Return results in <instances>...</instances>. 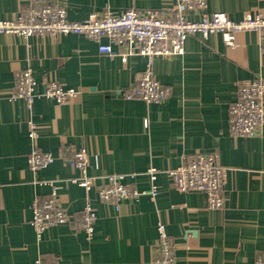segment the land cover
Masks as SVG:
<instances>
[{"label":"crops","instance_id":"crops-1","mask_svg":"<svg viewBox=\"0 0 264 264\" xmlns=\"http://www.w3.org/2000/svg\"><path fill=\"white\" fill-rule=\"evenodd\" d=\"M26 1L0 0V19L16 16ZM50 1L64 4L74 20L106 8L158 9L166 14L176 8L175 0ZM207 10L240 20L248 13L264 14V0H208ZM146 64L141 55L124 62L119 55L101 53L97 42L74 33L28 39L0 34V264H34L38 257L47 264H154L159 221L165 222L175 242L174 264H255L257 255L264 253V128L259 135L243 137L228 124L239 84L264 79L259 35L239 33L233 45L221 34L192 35L184 54L155 57L154 74L170 91L162 103L122 95ZM29 67L39 93L50 78L80 91L66 104L36 98V149L56 157L38 172L27 161L34 147L30 113L24 100L12 98L18 72ZM79 146L90 155V175L138 173L128 181L140 189L150 188L144 172L157 167L161 172L156 201L143 195L124 201L117 210L101 201L96 190L87 192L71 182L79 172L69 165V152ZM202 150L213 151L230 169L222 209L209 208L204 193L179 192L167 173ZM54 187L60 204L72 215L87 202L94 206L97 219L91 240L67 224L54 225L37 237L30 222L32 203Z\"/></svg>","mask_w":264,"mask_h":264},{"label":"built area","instance_id":"built-area-1","mask_svg":"<svg viewBox=\"0 0 264 264\" xmlns=\"http://www.w3.org/2000/svg\"><path fill=\"white\" fill-rule=\"evenodd\" d=\"M175 10L171 14L158 9H138L129 7L119 12L109 8L93 11L87 18L74 20L68 17L64 4L50 0H27L16 16L0 19V34H14L25 39L32 36L83 35L98 43L99 51L111 57L119 55L124 62L132 55L147 58L146 67L139 74L133 86L122 91L127 99H140L147 103H162L170 94L155 76L153 59L157 56H173L185 53V42L192 35L207 38L221 34L227 45H233L239 33L253 32L259 35L264 50V14L248 13L235 20L225 12H209L208 0H175ZM194 15V17H191ZM107 38L110 42L105 43ZM113 43L118 49L113 48ZM44 89L37 92V80L32 68L18 72L17 85L12 98L24 100L30 113L28 119L29 137L33 150L27 161L31 170L38 172L48 167L56 157L47 151L36 149L35 141L40 129L33 119L37 97L54 99L58 104L72 102L80 96L76 88H67L58 80L45 79ZM148 125V120H145ZM228 124L231 132L238 136L253 137L264 128V79L261 76L247 79L239 84L236 99L229 105ZM69 165L76 168L79 176L71 182L83 187L87 192L96 190L99 199L120 210L126 200L148 195L156 201L160 189L157 183L161 171L155 166L144 174L149 179L150 188L140 189L134 179L138 173H112L102 177L89 174L90 155L84 146L71 147ZM230 169L218 161L213 151H199L193 158L167 171L173 186L181 193L201 192L207 197L208 207L222 209L225 206V184ZM53 184L54 182H50ZM37 237L58 224H67L85 232L91 240L95 234L97 214L91 202L72 215L59 202L58 191L54 187L49 195H37L31 206ZM154 264H174L176 262L175 242L168 233L167 225L158 222ZM34 264H47L38 257ZM255 264H264V253L257 255Z\"/></svg>","mask_w":264,"mask_h":264}]
</instances>
